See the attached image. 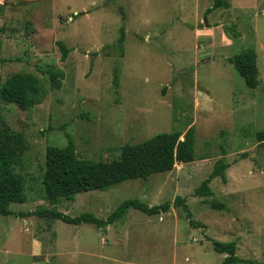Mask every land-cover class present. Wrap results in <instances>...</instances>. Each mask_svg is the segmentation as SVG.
I'll list each match as a JSON object with an SVG mask.
<instances>
[{
	"label": "rangeland",
	"instance_id": "obj_1",
	"mask_svg": "<svg viewBox=\"0 0 264 264\" xmlns=\"http://www.w3.org/2000/svg\"><path fill=\"white\" fill-rule=\"evenodd\" d=\"M227 1L208 13L214 0H0V83L30 72L47 89L26 111L2 104L31 149L7 167L23 176L28 198L0 213V264H221L227 254L213 239L235 241L238 256L252 261L236 264H264V147L255 137L264 130V0ZM61 42L70 49L65 59ZM249 48L258 54L255 89L229 60ZM50 67L63 70L59 83L48 80ZM191 126L194 162L56 206L106 218L130 198L154 206L181 196L204 226L175 206L155 215L132 208L101 229L22 215L52 208L47 168L118 158L125 144ZM219 159L230 164L227 182L216 177L214 195L197 196ZM213 199L226 209L214 210Z\"/></svg>",
	"mask_w": 264,
	"mask_h": 264
},
{
	"label": "trees",
	"instance_id": "obj_2",
	"mask_svg": "<svg viewBox=\"0 0 264 264\" xmlns=\"http://www.w3.org/2000/svg\"><path fill=\"white\" fill-rule=\"evenodd\" d=\"M223 6L229 7L227 0H214L213 6L207 12L210 13L213 9ZM3 32L4 28L0 26V34ZM234 36L238 37L239 33L234 32ZM125 37V29L122 27L119 44L122 45ZM60 45L63 48V58L65 59L70 49L62 42ZM229 60L244 79L248 88L258 87L260 82L258 54L254 49H245ZM46 72L50 83H59V80L64 76L63 70L59 67H50ZM117 73L116 85H118ZM46 93L47 89L41 78L30 72L14 73L0 83V213L2 215L13 213L10 209L12 203L27 201L23 176L20 173L8 171L7 167L18 153H24L31 149L26 131L12 128L9 125L2 111V104H15L21 110L26 111L40 101ZM255 137L257 142L264 147V130L256 132ZM70 143L73 145L74 141L70 139ZM195 147L196 131L195 127L191 126L185 133L181 130L163 132L139 143L125 144L119 148V157L111 160L94 161L79 157L55 164L46 169L43 177L46 198L52 208L38 209L22 215L58 219L75 225L93 224L101 229L122 220L132 208L149 215H155L166 213L172 206H175L182 207L187 212L192 225L202 227L203 223L193 220L192 212L186 200L181 196H177L173 203L167 201L154 206H149L139 198H130L123 201L106 218H99L92 212L71 216L59 211L56 206L61 199L75 200L76 195L82 192L106 190L123 181L137 178L147 179L156 173L169 172L174 169L177 163L194 162L197 159ZM229 167V163L224 159H219L210 175L196 189V195L204 197L214 195L210 183L216 177H221L226 183ZM210 205L214 210L226 209V204L218 199H213ZM212 244L217 253L227 254L221 264L252 263L251 260H244L238 256L235 241L223 242L213 239Z\"/></svg>",
	"mask_w": 264,
	"mask_h": 264
},
{
	"label": "water",
	"instance_id": "obj_3",
	"mask_svg": "<svg viewBox=\"0 0 264 264\" xmlns=\"http://www.w3.org/2000/svg\"><path fill=\"white\" fill-rule=\"evenodd\" d=\"M207 21L205 20V23H206Z\"/></svg>",
	"mask_w": 264,
	"mask_h": 264
}]
</instances>
